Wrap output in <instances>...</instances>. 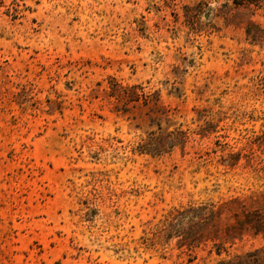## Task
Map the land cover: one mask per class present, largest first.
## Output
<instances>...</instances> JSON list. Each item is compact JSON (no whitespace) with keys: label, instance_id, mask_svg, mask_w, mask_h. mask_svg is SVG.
Wrapping results in <instances>:
<instances>
[{"label":"rangeland","instance_id":"obj_1","mask_svg":"<svg viewBox=\"0 0 264 264\" xmlns=\"http://www.w3.org/2000/svg\"><path fill=\"white\" fill-rule=\"evenodd\" d=\"M0 264H264V0H0Z\"/></svg>","mask_w":264,"mask_h":264}]
</instances>
